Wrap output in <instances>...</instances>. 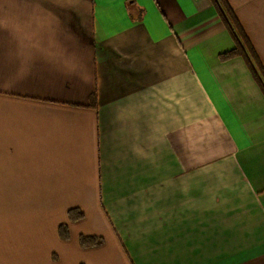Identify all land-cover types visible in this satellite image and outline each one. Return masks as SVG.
<instances>
[{
  "label": "crops",
  "instance_id": "crops-1",
  "mask_svg": "<svg viewBox=\"0 0 264 264\" xmlns=\"http://www.w3.org/2000/svg\"><path fill=\"white\" fill-rule=\"evenodd\" d=\"M226 3L249 61L212 0H0V264H264V0Z\"/></svg>",
  "mask_w": 264,
  "mask_h": 264
},
{
  "label": "trees",
  "instance_id": "trees-1",
  "mask_svg": "<svg viewBox=\"0 0 264 264\" xmlns=\"http://www.w3.org/2000/svg\"><path fill=\"white\" fill-rule=\"evenodd\" d=\"M213 5L216 9V12L218 16L221 18V20L225 23V25L228 28H233L235 32L238 35L233 34L234 42H235V48H233L232 51L227 52L225 56H232L236 53H244L247 56L246 60L249 61L251 57V51L252 47L250 43L248 42L247 38L245 37L243 31L241 30L238 22L236 21V18L234 14L232 13V10L228 7L226 0H212ZM234 32V31H233ZM254 75L255 71H254ZM68 220L70 222H75L84 217L83 213L78 209H70L67 212ZM58 236L61 240L66 241L68 240V226L66 224H62L58 226L57 229ZM78 244L81 248H91V247H97L103 244V240L100 237L96 236H85V235H79L78 236Z\"/></svg>",
  "mask_w": 264,
  "mask_h": 264
}]
</instances>
